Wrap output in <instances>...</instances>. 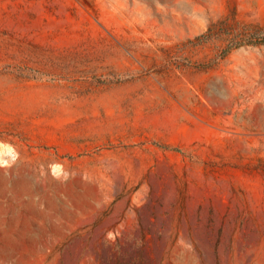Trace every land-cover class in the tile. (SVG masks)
<instances>
[{
	"label": "rangeland",
	"instance_id": "rangeland-1",
	"mask_svg": "<svg viewBox=\"0 0 264 264\" xmlns=\"http://www.w3.org/2000/svg\"><path fill=\"white\" fill-rule=\"evenodd\" d=\"M0 159V264H264V0H0Z\"/></svg>",
	"mask_w": 264,
	"mask_h": 264
},
{
	"label": "clouds",
	"instance_id": "clouds-1",
	"mask_svg": "<svg viewBox=\"0 0 264 264\" xmlns=\"http://www.w3.org/2000/svg\"><path fill=\"white\" fill-rule=\"evenodd\" d=\"M8 151H9V153H11L12 152V149L9 147L8 148ZM7 163H8V161L3 160V159H0V166L7 165Z\"/></svg>",
	"mask_w": 264,
	"mask_h": 264
}]
</instances>
